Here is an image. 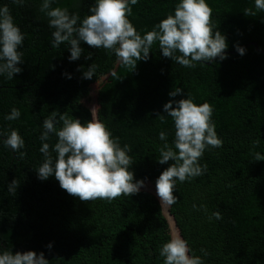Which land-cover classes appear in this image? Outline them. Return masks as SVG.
Masks as SVG:
<instances>
[{
  "label": "trees",
  "instance_id": "1",
  "mask_svg": "<svg viewBox=\"0 0 264 264\" xmlns=\"http://www.w3.org/2000/svg\"><path fill=\"white\" fill-rule=\"evenodd\" d=\"M179 0H139L129 17L143 35L151 31ZM214 31L227 38V59L182 67L162 55L158 42L149 59L136 68L119 62L114 53L81 43V57L70 61L66 43L51 46L52 31L39 11L41 0L23 6L7 4L14 22L25 34L23 70L14 79L0 76V131L15 129L23 137V159L0 143V252H44L49 264H163L159 250L173 235L188 241L204 264H264V54L254 46L241 56L236 45L252 41L264 50V12L246 16L254 0H207ZM95 0H56L52 7L68 8L81 20L90 15ZM91 59H87L88 54ZM180 55V53H176ZM117 61L113 66L112 61ZM94 64L92 79L83 73ZM70 74L71 78H68ZM176 87L183 93L170 97ZM197 105L208 102L223 145L206 149L200 164L203 175L177 181V202L161 205L156 180L174 161L160 164L164 141L174 139L171 117L163 105L187 98ZM93 96L95 117L131 147L130 171L144 180L139 193L107 200L81 201L63 190L54 178L42 181L36 169L44 161L39 136L45 118L53 111L81 123L93 119L87 101ZM21 116L5 120L11 108ZM175 107V104H173ZM61 125H57L60 127ZM260 143L254 146V141ZM51 146L57 137L47 141ZM53 160L56 153L52 152ZM16 180L15 192L8 184ZM219 211L222 219H210ZM52 243L51 250L47 245ZM205 249L207 255L201 253Z\"/></svg>",
  "mask_w": 264,
  "mask_h": 264
},
{
  "label": "clouds",
  "instance_id": "2",
  "mask_svg": "<svg viewBox=\"0 0 264 264\" xmlns=\"http://www.w3.org/2000/svg\"><path fill=\"white\" fill-rule=\"evenodd\" d=\"M26 0H12L13 4L23 6ZM139 0H95L89 7L90 15L82 20L76 13H70L68 8L52 7L56 0H41L39 11L47 18L48 27L53 29L51 46L58 48L62 43L68 45L70 61L81 57V43L100 49L104 48L114 53L125 66L136 68L137 62L149 59L150 49L158 42L160 52L166 58H171L177 64L186 68H194L198 62H214L227 59V38L215 29L212 22V8L207 0H179L174 14L169 13L151 31L143 35L137 31L129 19L132 6ZM255 11L251 8L243 12L246 16H255L256 12H264V0H254ZM25 34L14 22L7 4L0 6V76L14 79L21 73L18 64L23 63ZM236 51L246 54V49L236 45ZM180 55H176V53ZM88 54L87 59H91ZM95 67L92 64L84 73L85 79H92ZM68 78L71 76L68 74ZM183 89L176 87L169 93L176 97ZM175 104V107H173ZM81 123L79 119L60 115L57 119L55 111L45 118L42 132L39 136L42 147L39 151L44 156L43 163L36 169L38 178L42 181L54 177L63 190L81 201L97 199L111 202L117 197L131 196L139 193L144 186V180H135L130 171L133 161L129 153L131 147L127 144L121 147L118 137H114L107 126L95 117ZM166 115H159L161 122L165 117H171L174 124V139L172 145L167 143L168 133L161 130L158 135L164 144L160 150V164L174 161L156 180V194L162 207L171 206L177 202L173 195L177 181L185 182L201 176L207 171V165H201L200 159L206 149L220 148L223 145L216 132L212 119L213 108L208 102L197 105L190 94L180 100H169L163 105ZM21 116L19 109L13 107L4 118L8 121L17 120ZM57 125H61L57 127ZM57 137V142L51 146L47 142L51 136ZM0 143L10 148L23 159L25 141L19 132L0 131ZM260 143L254 141V146ZM52 152L56 153L53 160ZM253 161H264V155L254 153ZM17 182L14 179L8 184V191L15 192ZM222 219L219 211L213 212L210 219ZM52 243L47 245L51 250ZM206 256L205 249L200 250ZM163 264H204L201 256L194 254L187 240L173 235L159 250ZM0 264H49L44 252L35 251L0 252Z\"/></svg>",
  "mask_w": 264,
  "mask_h": 264
},
{
  "label": "water",
  "instance_id": "3",
  "mask_svg": "<svg viewBox=\"0 0 264 264\" xmlns=\"http://www.w3.org/2000/svg\"><path fill=\"white\" fill-rule=\"evenodd\" d=\"M248 46H254V47L256 48L257 51H259V52H261V53L264 54V50H262V49L259 47V44H258L257 42L252 41V42H250V43L244 45L243 47L245 48V47H248Z\"/></svg>",
  "mask_w": 264,
  "mask_h": 264
},
{
  "label": "rangeland",
  "instance_id": "4",
  "mask_svg": "<svg viewBox=\"0 0 264 264\" xmlns=\"http://www.w3.org/2000/svg\"><path fill=\"white\" fill-rule=\"evenodd\" d=\"M116 60L115 61H112V64L113 66L116 65ZM95 101H94V98L93 96L91 97V99H89V101H87V105L90 106L91 108H94L95 107Z\"/></svg>",
  "mask_w": 264,
  "mask_h": 264
}]
</instances>
